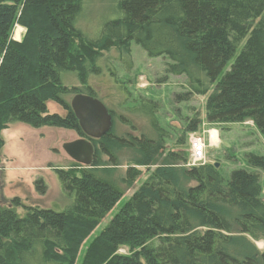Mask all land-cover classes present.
I'll list each match as a JSON object with an SVG mask.
<instances>
[{
    "label": "trees",
    "instance_id": "obj_1",
    "mask_svg": "<svg viewBox=\"0 0 264 264\" xmlns=\"http://www.w3.org/2000/svg\"><path fill=\"white\" fill-rule=\"evenodd\" d=\"M87 2L0 0V165L1 132L10 125L70 130L86 138L66 97L97 99L89 78L100 72L98 60L116 50L127 64L131 44L150 58L168 59L167 75L186 78L188 89L175 96L177 103L206 97L208 124L250 121L264 138V0H119L118 17L93 40L77 28ZM15 26L25 30L20 41L11 39ZM66 73L76 76L79 88L62 84ZM49 102L65 115L49 114ZM154 104L144 100L139 108L151 114L156 139L118 137L111 129L98 141L89 139L95 148L90 168L72 162L53 169L71 200L66 210L28 207L18 198L0 207V264H264V250L257 253L246 239L264 241L259 174L240 169L225 179L213 164L185 168L183 151L167 153L92 237L124 196L99 170V154L107 158L104 165L116 167V151L131 149L136 165L149 167L164 153L166 133L154 118ZM200 125L195 114L185 134ZM246 159L264 172V156ZM136 165L127 167L123 186L141 176ZM34 189L41 196L47 192L42 179ZM20 207L23 217L16 213Z\"/></svg>",
    "mask_w": 264,
    "mask_h": 264
},
{
    "label": "rangeland",
    "instance_id": "obj_2",
    "mask_svg": "<svg viewBox=\"0 0 264 264\" xmlns=\"http://www.w3.org/2000/svg\"><path fill=\"white\" fill-rule=\"evenodd\" d=\"M118 1L88 0L78 19V30L87 39H95L106 23L118 17L116 9ZM24 33L23 28L15 26L11 39L20 41ZM125 60L126 58L124 59V56L121 58L116 50L103 53L98 60L100 72L89 78V85L95 91L97 99L107 109L113 111L112 132L118 137L126 138L131 135L156 139L151 114L147 115L139 108V106L143 108L144 100L154 102L156 107L154 118L160 129L166 133L165 148L154 165L149 167L137 166L139 159L131 149L120 148L116 151L118 159L116 167L104 165L107 158L99 154L102 163L99 170L106 178L122 187L124 196L101 221L92 237L100 234L108 226L114 215L128 202L149 174L164 162L167 153L183 151L187 162L182 167H187L190 160L188 143L190 134H185V128L195 114L201 120L195 134L204 142V164L218 163L225 179H229L231 172L240 169L258 173L264 201V172L249 167L246 159L250 154L264 156V138L253 123L245 121L239 124H208L205 120L206 97L194 96L188 102H176L175 96L186 92L188 87L185 77L166 74L168 59L150 58L139 46L131 44L127 64ZM61 82L67 88H79V82L73 74H63ZM73 97L67 96L66 101L70 104ZM47 110L49 114L65 115V111L52 102L47 103ZM1 137L4 146L0 165V207H11V200L18 198L28 207L57 212L66 210L71 205V200L63 194L53 169L65 168L72 163L63 152L62 145L79 139L78 135L70 130L32 129L22 124H14L3 130ZM133 165H136L141 176L133 185L123 186L121 179L127 167ZM37 179H42L47 187V192L43 196L35 192L34 182ZM16 213L20 217L25 215L21 207L16 209ZM246 239L257 253L264 250V241L255 242L248 237ZM119 252L125 254L126 250L122 249Z\"/></svg>",
    "mask_w": 264,
    "mask_h": 264
},
{
    "label": "water",
    "instance_id": "obj_3",
    "mask_svg": "<svg viewBox=\"0 0 264 264\" xmlns=\"http://www.w3.org/2000/svg\"><path fill=\"white\" fill-rule=\"evenodd\" d=\"M70 108L86 138L65 143L62 150L72 162L90 168L95 160V148L89 139L98 141L107 135L113 126L112 116L98 99L88 95L74 96ZM214 167L218 169L219 164L215 163Z\"/></svg>",
    "mask_w": 264,
    "mask_h": 264
},
{
    "label": "built area",
    "instance_id": "obj_4",
    "mask_svg": "<svg viewBox=\"0 0 264 264\" xmlns=\"http://www.w3.org/2000/svg\"><path fill=\"white\" fill-rule=\"evenodd\" d=\"M190 160L187 167H196L204 164L205 160V146L201 138L197 137L195 133L190 134L189 139Z\"/></svg>",
    "mask_w": 264,
    "mask_h": 264
}]
</instances>
